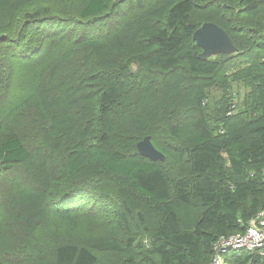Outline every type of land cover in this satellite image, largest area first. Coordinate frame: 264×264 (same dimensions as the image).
I'll return each mask as SVG.
<instances>
[{"label": "trees", "instance_id": "obj_1", "mask_svg": "<svg viewBox=\"0 0 264 264\" xmlns=\"http://www.w3.org/2000/svg\"><path fill=\"white\" fill-rule=\"evenodd\" d=\"M31 1L0 0V21ZM78 1V18L61 15L55 23L90 20L98 24L108 8L120 3L139 12L108 34L93 30L95 36L79 38L99 73L83 79L75 69L62 74V60L52 65L47 85L41 91L38 86L33 89L35 99L29 108L46 117V123L34 131L35 148L31 150L17 133L4 131L0 124V171L21 165L38 177L36 184L43 183L41 191L22 197L26 229L34 230L47 216L76 224L92 193L107 184L114 190V203L121 207L119 226L129 230L131 216L150 235L145 255L137 262L129 259L128 264H210L221 237L245 233L252 219H264V27L247 25L263 21L264 0H240L243 8L236 12L213 0ZM196 13L200 21L193 20ZM243 14L252 19L248 22L240 17ZM39 21L38 25L49 22ZM204 22L223 28L237 48L231 55H215L219 58L238 57L246 47L263 51L260 59L241 65L234 77L245 80L250 92L239 112L232 109L230 97L222 110L209 103L208 85L201 78L217 73L222 62L214 56L198 57L201 49L193 33ZM3 43L0 39V46ZM137 54L138 66L154 67L160 75L152 77L151 84L143 83L139 72L129 67ZM115 62L122 64L114 73ZM95 109L101 118L93 137L85 123ZM182 112L190 115L180 117ZM161 121L165 125H158ZM26 126L36 128L33 123ZM160 132L173 140L167 150L176 154L174 173L164 161H150L136 153L139 140L150 135L153 142ZM52 161L58 182L64 185L61 189L49 177V166H55ZM134 240L129 237L123 245L102 235L89 237L86 244H58L53 262L95 264L96 252H120ZM220 255L230 264H264L256 251L228 248Z\"/></svg>", "mask_w": 264, "mask_h": 264}, {"label": "rangeland", "instance_id": "obj_2", "mask_svg": "<svg viewBox=\"0 0 264 264\" xmlns=\"http://www.w3.org/2000/svg\"><path fill=\"white\" fill-rule=\"evenodd\" d=\"M213 1H219L220 5L233 7L232 12L243 8L240 0ZM80 8L78 0H32L27 6L11 10V13H7V17L0 21V39L4 40L3 45L0 46V124L6 129L4 131L17 133L23 142L31 147V150L37 144V139L33 135L34 131L39 129L41 124L46 123L43 113L34 112L29 108L35 99L34 96L32 99L33 89L38 86L37 91H41V88L50 81V76H53L51 74L52 65L62 60L61 69L65 67L62 74L75 69V72H79V77L83 79L84 75L89 73H99V69L92 60H89L86 51L79 45L82 41L79 38H83V35L86 37L95 36L93 30H99L96 33L100 35L108 34L119 28L117 23L124 22L139 12L135 6L131 7L126 3H120L108 8L98 19V24H91L90 20L55 23L61 20V15H73L74 18H78ZM44 15L57 17L46 19L41 17ZM240 17H245L247 21L252 19L250 15L244 16L243 14ZM36 20L49 22L45 25H38ZM193 20L200 21L198 13L193 15ZM251 23L247 25L264 27V19L261 23L258 19ZM115 24L117 25L115 26ZM94 26L98 27L91 28ZM88 28L91 31H87ZM26 31L29 32L22 39L21 35ZM83 32L84 34H82ZM123 56L125 57V55ZM137 56L138 54L130 60L132 63L129 67L132 71L139 72V75L144 79L143 83L151 84L150 79L156 76L160 77V75L154 67L138 66ZM262 56L263 51L257 47L251 51L246 47L245 52L238 57L224 55L219 58V56H214L222 62L220 70L215 74L201 78V81L208 85L209 103L213 109L222 110L230 103H227L229 97L233 99L231 107L234 112L243 109V105L250 95L249 87L245 80H234V77L238 75V68L241 65L243 67ZM122 61L127 63L125 59ZM121 64L120 62L113 64L114 73L117 72L116 70ZM56 74L57 79L61 80L62 75ZM157 83L158 81L155 82V85ZM131 89L130 91L133 92L134 89ZM131 95L130 93V97ZM98 115L99 111L96 110L95 115L85 123L88 132L93 137L99 130L101 117ZM189 115V112H182L179 116L188 117ZM29 123H33L36 128L27 127L26 124ZM158 125L163 126L165 122L161 121ZM166 136L163 132L157 133L153 142L166 155L164 160L166 169L174 173L175 164L177 166L178 162L175 152L167 150L168 143H172L173 140ZM34 156L38 158L35 149ZM53 163L55 165L54 161H52ZM56 166H49V177H51L52 183L59 180ZM37 179L38 177L32 170H25L21 165L0 171V264H55L53 262L54 250L58 244L66 242L86 244V239L89 237L102 235L115 237L121 240L123 245L129 237L135 240L130 247H126L120 252H96L97 261L95 264H128L129 259L137 262L145 255L150 235L144 233L145 229L138 226L137 221L131 216L128 218L127 224L129 230L126 231L119 226L117 213L121 207L117 201L114 203L116 200L114 190L107 184L104 188L92 193L91 200L82 206L81 211L84 213L75 218L76 224L47 216L34 230H27L24 220L25 208L22 209L21 205L22 197L27 192L41 191L43 183L36 184ZM32 180L35 183H32ZM57 185L60 186V189L64 186L59 182ZM45 193L47 194V192ZM109 195H112L114 199L111 200ZM63 196H57L50 200L55 201ZM251 226L250 222L248 229ZM262 229L264 230V225ZM214 260L215 258L210 264H213ZM218 264L230 263L221 259Z\"/></svg>", "mask_w": 264, "mask_h": 264}, {"label": "water", "instance_id": "obj_3", "mask_svg": "<svg viewBox=\"0 0 264 264\" xmlns=\"http://www.w3.org/2000/svg\"><path fill=\"white\" fill-rule=\"evenodd\" d=\"M196 45L201 49L198 57L206 60L218 54L231 55L237 51L229 34L213 22H204L193 33ZM136 153L150 161H164L165 155L158 150L150 135L144 136L136 143Z\"/></svg>", "mask_w": 264, "mask_h": 264}, {"label": "built area", "instance_id": "obj_4", "mask_svg": "<svg viewBox=\"0 0 264 264\" xmlns=\"http://www.w3.org/2000/svg\"><path fill=\"white\" fill-rule=\"evenodd\" d=\"M252 226L245 233H237L227 237H221L214 245V263L218 264L222 259L220 253L228 248L246 249L256 251L264 259V219L251 221ZM219 254V255H218ZM221 258V259H220ZM223 260V259H222Z\"/></svg>", "mask_w": 264, "mask_h": 264}]
</instances>
